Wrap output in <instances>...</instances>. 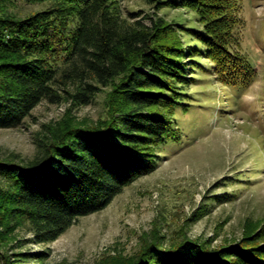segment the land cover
<instances>
[{"label":"trees","instance_id":"16d2710c","mask_svg":"<svg viewBox=\"0 0 264 264\" xmlns=\"http://www.w3.org/2000/svg\"><path fill=\"white\" fill-rule=\"evenodd\" d=\"M26 1L49 5L23 17L0 13V129L18 127L40 102H58L63 93L89 104L100 86L121 76L113 119L45 125L33 158L0 157V177L11 186L0 201V226L25 219L34 240L47 243L156 168L155 152L180 139L173 110L194 107L189 81L214 78L241 96L256 69L242 47V0H172L194 13L197 26L189 30L195 39L187 45L161 43L169 27L160 17L150 25L127 21L119 0ZM251 242L245 237L211 247L185 237L164 247L149 241L114 264H264V244ZM32 255L46 254L1 253L0 264H29Z\"/></svg>","mask_w":264,"mask_h":264},{"label":"rangeland","instance_id":"374dc122","mask_svg":"<svg viewBox=\"0 0 264 264\" xmlns=\"http://www.w3.org/2000/svg\"><path fill=\"white\" fill-rule=\"evenodd\" d=\"M119 3L127 21L150 25L162 18L169 32L161 43H194L189 28L197 22L188 5L172 0ZM48 5L0 0V13L23 17ZM241 15L242 47L256 69L244 95L230 94L214 78L197 85L189 81L187 90L196 97L193 108H176L173 114L157 109L171 114L180 139L155 152L158 164L151 173L126 185L105 208L79 217L51 242L37 243L25 219L4 221L0 254L45 252L32 255L29 264H114L139 253L149 241L169 247L186 237L220 247L250 237L253 245L264 244V0H242ZM120 79L100 86L89 104H76L64 93L58 102L43 100L21 125L0 129V157L33 158L45 125L90 126L113 119L112 107L119 105L113 89ZM10 190L0 177V201Z\"/></svg>","mask_w":264,"mask_h":264}]
</instances>
